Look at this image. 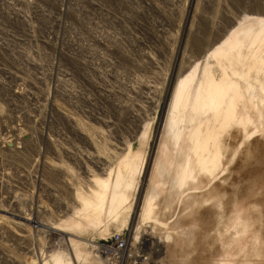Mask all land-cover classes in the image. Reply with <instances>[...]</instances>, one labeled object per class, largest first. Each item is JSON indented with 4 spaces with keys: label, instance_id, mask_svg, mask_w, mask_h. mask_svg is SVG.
<instances>
[{
    "label": "rangeland",
    "instance_id": "rangeland-1",
    "mask_svg": "<svg viewBox=\"0 0 264 264\" xmlns=\"http://www.w3.org/2000/svg\"><path fill=\"white\" fill-rule=\"evenodd\" d=\"M250 17H264V0H0V264H54L55 252L68 264H264V149L256 133L242 146L230 126L218 134L234 151L240 146L211 183L227 176L219 209L222 220H235L222 230L246 240L229 257L204 240L209 199L193 225H173L192 209L182 203L162 206L157 216H171L158 222L139 216L175 82ZM135 155L140 167L117 212L73 223L77 194L89 196L97 178L120 182ZM188 225L194 235L185 234ZM113 233L127 240L117 259L95 246ZM145 235L160 243L146 244ZM189 237L186 249L172 248ZM69 238L92 246L89 259L76 257Z\"/></svg>",
    "mask_w": 264,
    "mask_h": 264
},
{
    "label": "bare ground",
    "instance_id": "bare-ground-1",
    "mask_svg": "<svg viewBox=\"0 0 264 264\" xmlns=\"http://www.w3.org/2000/svg\"><path fill=\"white\" fill-rule=\"evenodd\" d=\"M229 126L234 135H237L236 132L239 133L237 137L240 146L247 143L246 140L252 136L251 134L256 133L264 149V17L243 19L222 40L206 51L201 65L194 66L191 71L181 75L175 82L161 126V137L150 177L148 176L149 183L139 207L140 220L151 218L158 222L170 211L166 212L164 208L166 215L160 212L161 216L158 217L157 213L162 206L172 210L176 204L177 206L180 204V207L182 203L192 209L187 215L181 214L182 216H179V220L177 219L173 225L181 222L193 225L196 223V218L200 217L198 216L201 214L200 211L203 210L201 209L204 205L203 200L209 199L210 232L206 233L204 240L220 247L224 257L230 256L229 253L233 251V247H240V244L243 246L246 243L245 239L235 236V232L228 236L226 231L230 229L222 230V226L229 227L230 222L235 220L233 216L231 219L228 216L222 220L224 214L222 209H219L221 204L218 195L220 196L221 192L226 194L227 176L211 184L218 178L224 164L234 159V154L238 153L240 147L234 151L218 135L220 130L226 131ZM136 157L135 155L129 160V174L125 178H120V182H117L118 176L109 183L97 178L94 182L98 188L91 190L89 196L81 197L77 194L79 207L75 213L79 219H74L73 223L77 226L87 225L117 212V204L129 197L134 172H137L140 167ZM197 174L201 178L195 180ZM204 187H209L206 192H203ZM247 210L248 207L245 213L243 208L240 210V226ZM212 219L218 224L215 228L212 225ZM170 228L174 229V227ZM185 230V234L189 232L191 236L194 226L188 225ZM185 238L171 247L180 252L186 249L185 242L187 241L189 246V241L193 238L189 237L188 240ZM143 240L146 244H158L161 239L145 235ZM69 241L75 246L76 257L89 259V254L92 253H89L90 250L86 248L89 244L73 238H69ZM125 241V249H127V240ZM51 256L54 264H68V261L62 259L60 252H55ZM91 259L99 263L96 258L91 257ZM214 263L249 264L244 259L239 261L228 258H221Z\"/></svg>",
    "mask_w": 264,
    "mask_h": 264
},
{
    "label": "built area",
    "instance_id": "built-area-1",
    "mask_svg": "<svg viewBox=\"0 0 264 264\" xmlns=\"http://www.w3.org/2000/svg\"><path fill=\"white\" fill-rule=\"evenodd\" d=\"M125 238L120 233H113L105 240H96L95 246L106 257L117 259L126 252Z\"/></svg>",
    "mask_w": 264,
    "mask_h": 264
}]
</instances>
